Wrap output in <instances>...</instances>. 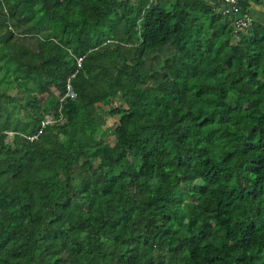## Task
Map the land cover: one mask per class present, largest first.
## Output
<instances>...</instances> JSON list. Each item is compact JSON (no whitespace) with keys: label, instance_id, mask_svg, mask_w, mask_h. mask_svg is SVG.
Returning <instances> with one entry per match:
<instances>
[{"label":"trees","instance_id":"16d2710c","mask_svg":"<svg viewBox=\"0 0 264 264\" xmlns=\"http://www.w3.org/2000/svg\"><path fill=\"white\" fill-rule=\"evenodd\" d=\"M170 1L0 0V264H264V25Z\"/></svg>","mask_w":264,"mask_h":264},{"label":"crops","instance_id":"0c3cea01","mask_svg":"<svg viewBox=\"0 0 264 264\" xmlns=\"http://www.w3.org/2000/svg\"><path fill=\"white\" fill-rule=\"evenodd\" d=\"M165 1V0H156ZM205 2L216 10L228 9L229 12L223 13L225 16H229L232 20V24L235 25V21L245 15H249L253 23L264 25V0H237L235 6L226 2V0H205Z\"/></svg>","mask_w":264,"mask_h":264},{"label":"built area","instance_id":"2783aa9c","mask_svg":"<svg viewBox=\"0 0 264 264\" xmlns=\"http://www.w3.org/2000/svg\"><path fill=\"white\" fill-rule=\"evenodd\" d=\"M226 2H228V3L232 4L233 6H235L237 0H226ZM217 10L220 11V12L226 13V14L229 12L228 9H221L220 10V8H219ZM252 24H253V20H252V18L249 15H245V16H243V17H241V18H239V19H237L235 21L236 30L248 29V28H250L252 26ZM82 61H83V57H79L78 58V67L82 66ZM76 73L72 74L71 77L68 78V81H67V84H66V94H65V96H68V97H76L77 96V92H76V90H75V88L73 86V83H72V78L76 75ZM49 119L50 118L48 117L47 122L50 121ZM36 137H37V135L32 136V138H36Z\"/></svg>","mask_w":264,"mask_h":264},{"label":"rangeland","instance_id":"374dc122","mask_svg":"<svg viewBox=\"0 0 264 264\" xmlns=\"http://www.w3.org/2000/svg\"><path fill=\"white\" fill-rule=\"evenodd\" d=\"M174 3H175V0H171L170 2L167 3V5H168L167 7L171 8V6H172L171 4H174ZM202 18H203V20L206 23L207 22L206 21L207 20V16H203ZM115 106H119V107L122 108L124 106V103L122 101H120V99H118V98H113L112 101H111L110 107H115ZM106 108L108 109L109 107L107 106ZM106 117H107L108 126L113 128V127H115L118 124L119 119H120V114H117V115L107 114ZM108 140L110 142L114 141V139L112 137H110Z\"/></svg>","mask_w":264,"mask_h":264}]
</instances>
